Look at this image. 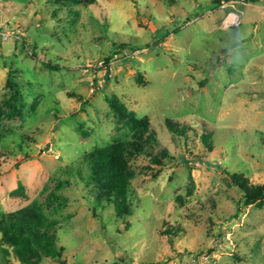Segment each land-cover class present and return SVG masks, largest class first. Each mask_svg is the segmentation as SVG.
Returning <instances> with one entry per match:
<instances>
[{
    "label": "rangeland",
    "instance_id": "obj_1",
    "mask_svg": "<svg viewBox=\"0 0 264 264\" xmlns=\"http://www.w3.org/2000/svg\"><path fill=\"white\" fill-rule=\"evenodd\" d=\"M0 33V214L37 204L63 248L39 264H264V199L231 183L264 185V0H0ZM113 97L149 122L121 215L82 163L136 140Z\"/></svg>",
    "mask_w": 264,
    "mask_h": 264
},
{
    "label": "trees",
    "instance_id": "obj_2",
    "mask_svg": "<svg viewBox=\"0 0 264 264\" xmlns=\"http://www.w3.org/2000/svg\"><path fill=\"white\" fill-rule=\"evenodd\" d=\"M70 2L84 7L90 6L94 0H57ZM223 0H211V4L219 6ZM124 48L125 45H120ZM13 95L12 102L18 94L15 85L10 84ZM15 94V95H14ZM115 113L124 120L130 122L134 129L136 140L111 144L104 148H98L84 155L82 163L87 168V176L90 178L95 190L96 202L104 206H110L113 213L121 215L127 213L131 207L130 181L132 172L128 166L127 156L135 152H142L139 142L142 134L149 129L147 119L133 117L123 103L117 98L108 99ZM13 106V105H12ZM14 112L18 114L15 107ZM169 122V121H168ZM169 128L173 129L176 124L169 122ZM180 129L176 128L175 131ZM210 136L202 135L203 142L210 149ZM231 183L241 192L240 202L248 206L264 199V185L250 186L247 180L240 176H233ZM44 214L31 204L13 213L0 214V237L13 247L18 260L23 264H39L42 255L59 259L63 248L56 243V230L47 222ZM8 252L0 248V259L5 258Z\"/></svg>",
    "mask_w": 264,
    "mask_h": 264
},
{
    "label": "built area",
    "instance_id": "obj_3",
    "mask_svg": "<svg viewBox=\"0 0 264 264\" xmlns=\"http://www.w3.org/2000/svg\"><path fill=\"white\" fill-rule=\"evenodd\" d=\"M239 22V18L234 14V13H226L224 17L221 20L220 28L222 30H228L232 26H237ZM3 39L6 38L7 35L4 33H0ZM193 264H197L196 262L193 261ZM204 264H209L207 261H205Z\"/></svg>",
    "mask_w": 264,
    "mask_h": 264
}]
</instances>
